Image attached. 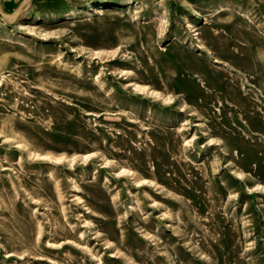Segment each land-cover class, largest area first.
<instances>
[{
    "label": "rangeland",
    "instance_id": "1",
    "mask_svg": "<svg viewBox=\"0 0 264 264\" xmlns=\"http://www.w3.org/2000/svg\"><path fill=\"white\" fill-rule=\"evenodd\" d=\"M0 264H264V0H0Z\"/></svg>",
    "mask_w": 264,
    "mask_h": 264
},
{
    "label": "bare ground",
    "instance_id": "2",
    "mask_svg": "<svg viewBox=\"0 0 264 264\" xmlns=\"http://www.w3.org/2000/svg\"><path fill=\"white\" fill-rule=\"evenodd\" d=\"M105 2V4H108V3H110L109 1H104ZM97 4H103V1H99V2H97ZM111 4H113V1L111 2ZM199 66V65H198ZM193 67V66H192ZM191 67V68H192ZM196 68V67H195ZM199 68V67H198ZM193 70V69H192ZM196 71V70H195ZM193 73V72H192ZM198 74V73H197ZM200 75H202V74H200ZM164 81V80H163ZM155 82V81H154ZM161 84V83H160ZM206 84V83H205Z\"/></svg>",
    "mask_w": 264,
    "mask_h": 264
}]
</instances>
